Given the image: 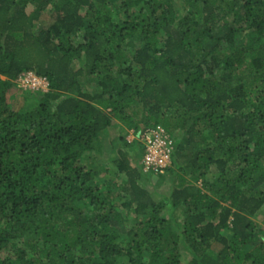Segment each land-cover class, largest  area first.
<instances>
[{
  "label": "trees",
  "instance_id": "obj_1",
  "mask_svg": "<svg viewBox=\"0 0 264 264\" xmlns=\"http://www.w3.org/2000/svg\"><path fill=\"white\" fill-rule=\"evenodd\" d=\"M0 264H264V0H0Z\"/></svg>",
  "mask_w": 264,
  "mask_h": 264
},
{
  "label": "built area",
  "instance_id": "obj_2",
  "mask_svg": "<svg viewBox=\"0 0 264 264\" xmlns=\"http://www.w3.org/2000/svg\"><path fill=\"white\" fill-rule=\"evenodd\" d=\"M15 85L18 89L27 91L47 92L48 83L45 79L36 76L32 72L21 74L16 80ZM144 147V155L141 160L142 171L151 175H163L165 169L170 167V155L172 152L171 137L158 127L155 130H146L137 136ZM133 137L131 135V140Z\"/></svg>",
  "mask_w": 264,
  "mask_h": 264
},
{
  "label": "rangeland",
  "instance_id": "obj_3",
  "mask_svg": "<svg viewBox=\"0 0 264 264\" xmlns=\"http://www.w3.org/2000/svg\"><path fill=\"white\" fill-rule=\"evenodd\" d=\"M18 91H20L19 89H17ZM22 92V91H20ZM18 100V98H17ZM127 137H129L128 139L131 140V136H130V133L127 135ZM157 188H155V185L153 183H149L148 186H147V189L149 191H153V192H156V193H160V194H166L168 192V189L170 187V183L168 184H161L159 186H156Z\"/></svg>",
  "mask_w": 264,
  "mask_h": 264
}]
</instances>
